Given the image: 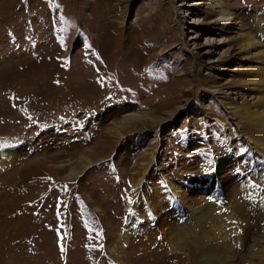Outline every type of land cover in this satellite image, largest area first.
Returning <instances> with one entry per match:
<instances>
[{
  "label": "rangeland",
  "instance_id": "374dc122",
  "mask_svg": "<svg viewBox=\"0 0 264 264\" xmlns=\"http://www.w3.org/2000/svg\"><path fill=\"white\" fill-rule=\"evenodd\" d=\"M207 1L0 0V264L240 263L177 237L192 209L252 190L263 166L245 116L207 89L241 102L254 62L240 29L255 30L264 0H222L226 27ZM260 215L240 218L249 246L264 241Z\"/></svg>",
  "mask_w": 264,
  "mask_h": 264
},
{
  "label": "bare ground",
  "instance_id": "6f19581e",
  "mask_svg": "<svg viewBox=\"0 0 264 264\" xmlns=\"http://www.w3.org/2000/svg\"><path fill=\"white\" fill-rule=\"evenodd\" d=\"M208 1L210 9H213V11L219 10V18L216 21V25L218 27H226L231 24L230 21L232 20V16L224 8L222 0ZM255 22L254 31L248 32L241 28L239 34L240 50L244 54L242 60L254 62V64L252 63L254 66L247 70V77L243 85V89H245L246 92L241 93V102L234 103L229 101L230 99L226 97V93H223L222 89H207V91L216 99H222L219 101V104L230 117H239L242 119V116H245L246 123H250L252 127L254 139L245 138L244 142L249 145L250 148L260 153L263 159V166L259 169H254V187L252 190H246L244 192V190H240V188L237 187L221 188L222 190L218 200L207 204L205 207H193L194 209L190 211L193 212L192 220L188 222L185 221L186 223L183 227H180L181 229L177 234V237H181L184 235V232H186L185 230H189V232H191V234H189L196 235L197 241L202 242V244L203 242L211 243L213 247L210 252L212 253L217 250V247L225 246L227 252L232 255L230 260L233 261L241 258L239 264H255L254 260L258 258L260 259V263L264 264V241L249 246V240L251 238L253 239L249 229L251 225L242 223L240 220V218L243 220H253L254 218L261 220L262 216L260 213L264 210V10L255 12ZM149 119H151V116L146 112L143 114L126 115L117 124L118 129L115 134L117 137H120L125 128L134 126L139 121H146ZM155 155L154 152L152 154V159L155 158ZM228 160L229 155L227 153L218 159L217 164L220 167L212 177L214 181L219 182L223 172L228 167ZM3 167L1 163L0 172L4 170ZM77 175L78 172L74 176ZM184 183L182 179H178L175 184L171 186L173 192H178V187H180V185L185 187ZM135 223L131 221V225L122 233L123 236H121V239L127 241V239L135 233L137 228ZM246 227H249L248 230ZM261 237L264 239V234H262ZM247 247L248 254L240 257ZM209 250L210 248L207 251Z\"/></svg>",
  "mask_w": 264,
  "mask_h": 264
},
{
  "label": "snow or ice",
  "instance_id": "6c2138e0",
  "mask_svg": "<svg viewBox=\"0 0 264 264\" xmlns=\"http://www.w3.org/2000/svg\"><path fill=\"white\" fill-rule=\"evenodd\" d=\"M67 187H68L67 185L64 186L65 189H67ZM61 250H63V248H61Z\"/></svg>",
  "mask_w": 264,
  "mask_h": 264
}]
</instances>
